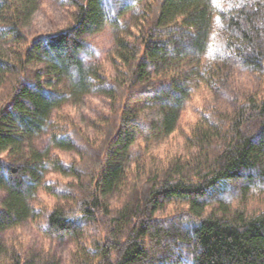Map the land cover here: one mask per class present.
Masks as SVG:
<instances>
[{
	"label": "trees",
	"instance_id": "1",
	"mask_svg": "<svg viewBox=\"0 0 264 264\" xmlns=\"http://www.w3.org/2000/svg\"><path fill=\"white\" fill-rule=\"evenodd\" d=\"M144 2L125 32L122 17ZM66 3L68 24L30 38L25 23L38 0H0L7 45L0 47V264H61L2 237L27 219L43 220L46 235L73 239L70 264H264V0ZM106 26L115 34L114 73L83 56V36ZM238 71L256 74L258 85L243 89L233 79ZM200 88L225 92L231 107L203 110L182 156L162 168L138 165L128 182L121 156L138 139L147 153L172 134ZM90 93L108 102L109 113L94 121L105 136L101 149L73 118L62 123L55 113ZM43 132L53 150L91 156L95 168L38 148L30 139ZM49 171L76 184L45 183ZM40 187L60 202L35 206ZM174 203L179 210L156 216Z\"/></svg>",
	"mask_w": 264,
	"mask_h": 264
},
{
	"label": "rangeland",
	"instance_id": "2",
	"mask_svg": "<svg viewBox=\"0 0 264 264\" xmlns=\"http://www.w3.org/2000/svg\"><path fill=\"white\" fill-rule=\"evenodd\" d=\"M144 3L132 8L127 14L122 17L124 31L129 32L135 27V22L143 12ZM72 8L66 3V0H38L36 10L31 15L30 19L26 21L25 32L30 38L37 34L45 32H53L56 29L65 26L71 20ZM84 39L89 44V51L83 54L85 60L89 61L95 59L102 62L106 69L114 73L113 69V52L115 51V34L113 28L106 26L96 33H86ZM2 49L7 48L5 43L0 42ZM251 76L244 71L234 73L233 79L237 80L239 86L243 89L250 86H257L259 79L256 74ZM231 97L225 92L214 93L211 90L200 88L194 91L192 98L187 102L185 108L181 112V117L178 122L177 129L166 138L153 142L148 152V148L144 145L141 139H138L133 144L127 153L118 160V164L122 168L130 171L128 182L137 175L139 170L138 165L147 166L149 168L159 167L162 168L167 164L168 160L175 156H182L185 150V141L190 134L193 126L197 122L203 110H207L211 106H220L222 109H229L231 107ZM56 118L65 119L73 118L78 127L82 130L83 134L90 136L96 147L101 149V145L105 136L99 133L98 129L94 126V121L100 118L105 113H109L107 100L98 94L90 93L84 96L73 95L69 101L62 105L55 111ZM60 121V120H59ZM38 148L47 152L56 154L64 159L66 162H87L88 165L95 168L96 162L94 158L89 156L85 161L80 160V155L75 150L54 149L49 140L47 132L40 133L34 138L30 139ZM94 154V153H93ZM142 154V157H138ZM90 160L94 161L91 164ZM90 166H87L90 170ZM151 166V167H150ZM142 168V167H141ZM45 183H54L61 187H67L71 184H76L73 177H66L59 172L49 171L45 176ZM75 182V183H74ZM113 194L111 195V197ZM114 197V196H113ZM2 199V192H0V202ZM35 206L41 208L43 211L52 208L60 202L57 196L48 192L44 187H40L34 197L32 198ZM115 202V200H112ZM181 204H169L165 208L158 211L156 216L166 217L172 215L174 211L179 210ZM44 225L43 220L27 219L18 227L7 229L2 233V237L9 243L20 245L24 251H37L38 249L45 250L60 259L61 264H70L73 256L75 243L71 237L56 238L46 235L42 232L41 226Z\"/></svg>",
	"mask_w": 264,
	"mask_h": 264
}]
</instances>
